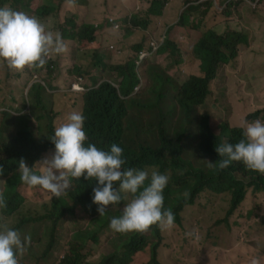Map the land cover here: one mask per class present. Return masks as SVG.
Returning a JSON list of instances; mask_svg holds the SVG:
<instances>
[{
  "label": "rangeland",
  "instance_id": "374dc122",
  "mask_svg": "<svg viewBox=\"0 0 264 264\" xmlns=\"http://www.w3.org/2000/svg\"><path fill=\"white\" fill-rule=\"evenodd\" d=\"M14 1L17 3L4 0L0 7L8 6L39 18L48 31L60 34L66 50L46 58L51 65L49 69L38 66L16 72L0 61V150L25 128L39 142H46L51 126L56 128L64 123L73 111L81 112L84 91L103 80L117 85L120 77L112 66L135 57L139 83L132 95L147 96L155 89L156 82H164L162 106L181 132L188 123L171 111L174 96L189 76L200 74V60L194 46L207 29L223 36L242 34L247 40L238 43L232 37L237 41L239 55L219 68L211 82L208 102L198 108L200 120L208 114L209 128L214 133L219 132L222 122L243 126L251 110L261 109L259 117L264 121V0H234L228 4L227 0L223 4L216 0L189 4L187 0H169L160 16H150L145 28L133 26L131 20L133 16L147 18L150 0H75L74 6H67L65 0ZM190 5L197 7L185 14L186 26L179 25L180 17ZM84 30L94 32V38L85 45L65 36L82 34ZM167 34L177 48L160 53ZM136 44L142 46L138 57L133 49ZM153 45L159 48L154 50ZM142 51L149 54L140 59ZM81 71L87 73L80 75ZM78 81L85 85L81 93H74L71 82ZM142 107L129 108L126 125L137 116L149 123L151 116L158 115V107L153 110ZM151 126L144 128L143 139ZM130 136L135 139V134ZM49 155L44 153L34 164L25 161L27 166L34 167ZM187 158L194 164L208 160L206 155L189 154ZM36 171L39 174V166ZM13 173L19 175L18 170ZM6 182L0 176V192ZM18 182L20 208L6 219L0 209V218L17 230L24 241L20 264H60L70 252L72 242L83 246L82 264H104L117 254L123 257L128 234L118 235L109 226L101 228L106 218L92 219L79 208L72 216L60 219L53 238V224L40 218L50 212L49 203L54 196L39 186L29 187L20 179ZM230 199L229 194L202 193L193 206L182 211L181 225L174 224L160 232L156 262L151 263V245L157 241L151 238L148 247L132 255L130 264H264V192L249 189L239 208L227 216Z\"/></svg>",
  "mask_w": 264,
  "mask_h": 264
},
{
  "label": "trees",
  "instance_id": "16d2710c",
  "mask_svg": "<svg viewBox=\"0 0 264 264\" xmlns=\"http://www.w3.org/2000/svg\"><path fill=\"white\" fill-rule=\"evenodd\" d=\"M3 1L0 0V2ZM168 1L150 0V5L146 10L147 18L141 19L138 16H133L131 20L133 26L147 27L150 16H160ZM197 1L187 0V4ZM218 1L223 4L226 0H216V2ZM231 1L234 0H227V4ZM13 3L17 2L13 0ZM208 4H211V1ZM196 7L190 5L186 8L178 24L186 26L185 14ZM205 8H208V6ZM37 11L40 16L41 10L38 9ZM64 30L65 28H63ZM93 34V30L90 32L84 30L82 34H65V36L78 41L81 45H85L87 41L91 42V39L94 38ZM237 35L239 37L234 33L223 36L207 29L196 41L194 53L200 60V74L189 76L181 84L178 93L174 96L175 104L171 110L178 118L188 123L181 132L176 130L162 106V98L165 96L164 90L166 88L164 82H156L155 89H152L147 96L132 95L134 88L139 83V76L136 72V57L130 58L125 63L112 66L120 77L117 85L109 80H103L96 83V86L84 91L80 113L85 118L84 130L88 138L85 146H87V143H93L99 149L109 151L111 145L116 144L123 149L122 158L126 161L124 168L139 170L155 168L161 174H169L170 180L163 193L164 208L172 210L175 216L174 224L176 225H181L182 211L187 206H193L196 199L206 191L217 195H230L227 216L233 215L239 208L249 189L256 193L264 192V175L247 169L240 162H233L228 168L221 170L218 167L209 169L207 163L194 164L187 158L189 154L206 155L208 160L217 162L222 158L215 151L216 146L225 141L235 144L243 138V126L222 122L218 126L219 132L214 133L209 128L208 114L201 116V120L198 115V108L208 102L211 95V82L217 77L219 68L233 61L239 55L237 41L243 43L247 40L244 39L242 34L237 33ZM232 37H235L237 41L232 40ZM172 48L176 49L177 46L167 34L159 48V52L165 53ZM133 49L137 51L138 57L142 46L136 44ZM49 63V60H46L43 66L49 69L51 67ZM86 73L87 71H81L80 75ZM142 105V109L149 110L158 107V115L153 116V118L151 116L149 118L151 122L149 123L144 117L137 116L129 119V124L126 125L125 119L129 108L137 109ZM260 113L261 109L249 111L246 121L252 122L260 119ZM147 125L152 126L148 129L146 138L143 139L142 134ZM54 131L55 127L51 126L46 142H39L30 129L25 128L14 137L15 139L11 138L9 142L5 143L4 149L0 150V169H3L0 176L7 181L3 190L5 192H2L7 207L0 208L5 219L16 214L20 208L19 198L21 193L17 190L20 178L18 174L13 173L18 170V162L24 159L30 160L31 164H34L40 160L44 153L49 155L50 152H54L55 146L51 142ZM134 134L135 139L130 136ZM32 167L30 165V168ZM70 180L73 187L67 191L65 196L61 195L59 198L54 196L49 203L50 212L40 218L42 221L48 220L53 224L51 230L53 238L60 219L72 216L77 208L92 219L99 217L98 205L92 202L93 189L98 186V181L87 180L83 177L80 179L70 178ZM127 202V200L122 199L119 204L109 205L106 214L103 216L106 219L101 228L106 229L112 217H119ZM111 210L117 211L113 212ZM22 225H19V227ZM160 232L161 229L158 226H153L143 233H127L128 242L122 249L123 257L119 258L118 254L113 255L104 264H130L132 255L148 247L151 238L157 241V243L151 245V263L156 262L158 242L161 240ZM97 234L93 237L96 238ZM117 234L123 235L121 233ZM82 247L81 244L72 242L70 252L60 264H82L85 258L84 255L81 256Z\"/></svg>",
  "mask_w": 264,
  "mask_h": 264
},
{
  "label": "clouds",
  "instance_id": "9594fccd",
  "mask_svg": "<svg viewBox=\"0 0 264 264\" xmlns=\"http://www.w3.org/2000/svg\"><path fill=\"white\" fill-rule=\"evenodd\" d=\"M65 4L74 6L75 0H65ZM65 50L60 34L48 31L39 18L8 6L0 7V61L10 70L23 72L26 68L43 66L51 53L60 54ZM76 83L85 85L83 81L71 82L72 92H80L73 88ZM84 121L82 113L73 111L55 128L51 138L54 152L32 168L21 159L18 162L21 182L29 187L39 186L59 198L69 189L70 178L96 180L98 186L93 189L92 202L98 205L100 217L106 214L109 205L119 204L122 199L128 201L122 214L110 220L109 227L114 232L143 233L153 226L161 231L171 229L175 216L171 209L164 208L163 196L170 175L161 174L155 168H124L123 149L116 144L111 145L109 151L93 143L85 146L88 138ZM242 136L235 144L225 141L216 146L215 151L222 159L205 160L207 167L222 170L233 162H240L247 169L264 175V121H245ZM6 207L4 194L0 192V208ZM0 221V264H20L24 241L17 230L2 218Z\"/></svg>",
  "mask_w": 264,
  "mask_h": 264
},
{
  "label": "built area",
  "instance_id": "2783aa9c",
  "mask_svg": "<svg viewBox=\"0 0 264 264\" xmlns=\"http://www.w3.org/2000/svg\"><path fill=\"white\" fill-rule=\"evenodd\" d=\"M156 48H157V46L153 45V49L155 50ZM148 54H149V52H146V51L140 52V59H143ZM73 88L76 89V91L83 89V87L78 83L73 84Z\"/></svg>",
  "mask_w": 264,
  "mask_h": 264
}]
</instances>
